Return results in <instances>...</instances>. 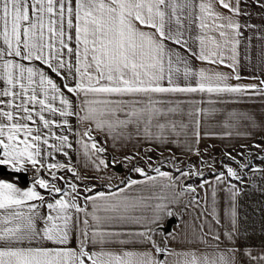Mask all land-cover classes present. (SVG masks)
<instances>
[{"label":"snow or ice","instance_id":"6c2138e0","mask_svg":"<svg viewBox=\"0 0 264 264\" xmlns=\"http://www.w3.org/2000/svg\"><path fill=\"white\" fill-rule=\"evenodd\" d=\"M0 264H264V0H0Z\"/></svg>","mask_w":264,"mask_h":264},{"label":"crops","instance_id":"0c3cea01","mask_svg":"<svg viewBox=\"0 0 264 264\" xmlns=\"http://www.w3.org/2000/svg\"><path fill=\"white\" fill-rule=\"evenodd\" d=\"M245 74H250L249 70L245 69ZM240 107H256L259 108V105H252V104H241L239 105ZM218 143L220 145L221 148H224L225 146H230L228 147V150H232L231 146H237L239 144H243V143H249L250 141H245V140H240V139H229V138H202L201 140V147L205 148V145L208 143ZM134 147V142L129 143L128 147L124 150L125 153L131 151V149ZM157 147H159L157 145ZM168 147H171V145H169ZM144 148V145L141 144V146L139 148L136 149V151L141 152ZM238 149V147H237ZM159 150H167L166 148H160ZM174 151H179L178 149H174ZM167 169V168H166ZM116 170V169H115ZM119 175V174H118ZM133 175H135V173H133ZM117 178V177H116ZM116 178L114 179L113 182L116 181ZM119 182V181H117ZM260 195L259 192H255V193H249L247 197L244 198V200L242 201V203L245 205V208L247 209V211L245 212L246 215L249 216V224H253L254 222V227L257 229V238H258V230L260 227V221H261V214L259 212H253L252 208L249 207V205H254L255 207H259L260 206ZM190 217L186 216V219H189ZM167 224V222L165 223V225ZM177 221L174 219L172 226H176ZM171 226V227H172Z\"/></svg>","mask_w":264,"mask_h":264},{"label":"rangeland","instance_id":"374dc122","mask_svg":"<svg viewBox=\"0 0 264 264\" xmlns=\"http://www.w3.org/2000/svg\"><path fill=\"white\" fill-rule=\"evenodd\" d=\"M210 145H215V148H214V150L210 149L209 155H214V156H216L217 160H219V154L221 153L223 148H221L218 143H214V142L206 144L205 148H208ZM239 150L240 149L238 148L237 151H239ZM141 152H143V150ZM160 152H163V154L165 156L168 155V151L167 150H160ZM149 155H151L154 160L159 158L157 152L149 153ZM137 159L139 160L140 164H142V165L144 164V161L142 159H140L139 157ZM192 160H193V162H198V158L196 156H194V155L192 156ZM257 163H260V161L257 160ZM121 165L123 166V170L122 171L115 170L119 175L117 176L116 181L114 183H118L117 181H119L120 177L125 175L128 172V168L131 167V165H129L128 167H125L123 164H121ZM164 167L168 168V165L166 164V165H164ZM217 167H219V164H217Z\"/></svg>","mask_w":264,"mask_h":264},{"label":"water","instance_id":"95a60500","mask_svg":"<svg viewBox=\"0 0 264 264\" xmlns=\"http://www.w3.org/2000/svg\"><path fill=\"white\" fill-rule=\"evenodd\" d=\"M117 171H122L123 170V166L120 164L119 166H117L116 168ZM174 219L170 220L167 222V224L165 225V231L169 230L172 226Z\"/></svg>","mask_w":264,"mask_h":264}]
</instances>
